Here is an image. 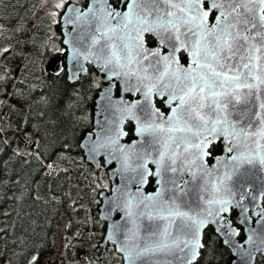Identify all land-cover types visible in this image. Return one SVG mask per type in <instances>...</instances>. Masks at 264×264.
<instances>
[{"label":"water","instance_id":"obj_1","mask_svg":"<svg viewBox=\"0 0 264 264\" xmlns=\"http://www.w3.org/2000/svg\"><path fill=\"white\" fill-rule=\"evenodd\" d=\"M108 2L113 4L111 0ZM170 2L182 7L185 0ZM122 3L123 0L121 6L117 7L121 12L126 10ZM100 6L94 0H87L86 7L69 2L59 21L67 52L70 82H77L92 65L105 84L96 99L94 128L85 134L80 144L85 161L95 169L104 165L111 181L110 190L104 189L98 194L101 201L99 218L106 223V229L96 248V258L102 259L108 246L113 245L122 256L123 264H188L192 257L184 241L191 239L192 220H205L200 229L201 243L205 231L212 228L232 250L234 260L231 264H256L257 254H264V195L261 194L259 180L264 177V172L252 169V179L240 188L238 176L232 174L228 180L224 172L229 171L231 174L229 157L245 151L243 143L233 140L236 148L233 153H229L227 147L231 138L218 135L213 145L221 142L222 152L205 156L201 162L196 158V149L185 142L192 139L191 133L161 130L169 127L168 117L173 113L170 109L167 113L162 111L156 100L162 96L169 99L171 95H181L180 89L184 85L183 80L177 82L173 78L177 65L171 59L165 61L163 57H175L179 59L181 67H189L190 52L196 37L191 33L185 34V28L181 26L180 40L176 41L174 31L157 28V34H144V46L160 55H149L144 59L142 50L138 49L133 62L128 65L125 53L121 51L122 43L135 44V41L101 38L97 32L100 25L95 18L99 13L94 14V9ZM142 7L145 12L151 13L147 18L154 26L157 17H160V23L172 19L165 16L168 11L183 15L178 8H171L160 0L155 4L145 0ZM111 23L115 25L116 21ZM168 27L171 28V25ZM147 36L155 38L158 44L150 45ZM181 42L187 47H181ZM112 44L116 45L122 57L123 68L114 64L105 67L111 57ZM174 44L179 51H173ZM181 54L188 58V64L181 62ZM166 64L171 67L166 68ZM113 72H119L120 75L114 76ZM165 72L167 75H164ZM149 88L152 91L146 97ZM178 103V100L173 101L171 107L175 108ZM156 109H160L163 115L155 114ZM205 112L208 110L205 109ZM232 112L230 119L235 120V110ZM208 114L212 115L210 112ZM128 123L134 126L135 137L132 140H127ZM141 128L144 129L142 133ZM186 147L188 151H185ZM161 152L166 153V157L163 167L159 169L160 177L152 175L142 179L141 165L147 162V168L155 173L159 166L152 161L158 160ZM173 152L176 154L175 173L168 170L171 161L167 157ZM151 178L154 179V189L148 190ZM173 181L183 191L178 190ZM148 196L153 199H145ZM225 199L231 203L223 212L217 211L220 207L218 203H210ZM169 206L173 209L178 206V210L187 213V216L160 219L161 214L167 215ZM209 209L211 216L208 215ZM233 210L238 212V223L244 228L243 240L239 239V228L230 219ZM161 244H167L168 247L161 249L158 247ZM198 251L199 255L192 259V264H196L200 257L201 248Z\"/></svg>","mask_w":264,"mask_h":264},{"label":"snow or ice","instance_id":"obj_2","mask_svg":"<svg viewBox=\"0 0 264 264\" xmlns=\"http://www.w3.org/2000/svg\"><path fill=\"white\" fill-rule=\"evenodd\" d=\"M95 2L101 5L94 9V14L99 13L95 18L100 25L97 32L101 38L135 41V44L122 43L121 51L125 53L128 65L133 62L138 49L142 50L144 59L149 55H160L159 52L144 46V34H157V28L174 31L176 41L180 40L181 26L185 28V34L191 33L196 37L190 52L189 67H181L179 59L175 57H163L165 61L171 59L177 65L173 78L177 82L183 80L184 85L180 89L181 95H171L169 99L161 97V107L167 106L173 113L168 117L169 127L161 130L191 133L192 139L185 142L196 149V158L201 162L205 156H213L211 149L218 135L231 138L227 147L229 153H233L236 148L233 140L243 143L245 151L229 157L231 174L229 171L224 172V177L228 180L232 178V174H236L240 188L252 179V169L264 172V0H185L182 7L171 3L170 0H160L171 8H178L183 15L168 11L165 16L172 19L160 23V17H157L155 26L150 24L147 18L151 13L145 12L142 7L145 0H130V3L129 0H123L122 6L126 9L123 12L118 10L116 4H109L108 0H94ZM149 2L155 4L157 0ZM116 3H121V0H116ZM111 21H116L115 25ZM181 47L187 46L181 42ZM110 48L111 57L105 67L107 64H114L123 68L125 65L121 63L122 57L117 52L116 45L112 44ZM173 51H179L175 44ZM168 67L171 65L166 64V68ZM113 75L119 76L120 73L113 72ZM164 75H167V72ZM151 91L152 88H149L145 96ZM176 100L179 103L172 108L171 105ZM205 109L212 115L205 112ZM232 110H235V120L230 119ZM155 114L163 115V112L156 109ZM143 131L141 128L140 132ZM185 151H188L187 147ZM175 155L173 152L167 157L171 161L168 170L173 173L177 172L174 166ZM165 157L166 153L161 152L159 159L152 161L159 166L155 173L147 168V162L142 164L141 178L152 175L160 177L159 169L163 167ZM192 163L195 164V161ZM259 180L261 194L264 195V177ZM173 184L183 191L175 181ZM145 199L152 200L153 197L148 196ZM210 203H218L220 207L217 211L223 212L231 201L225 199ZM208 215H212L210 209ZM176 216L183 218L187 213L180 212L178 206L175 209L169 206L167 215L161 214L159 218ZM192 224L191 239L184 241V244L194 259L199 255L198 250L204 247L200 229L205 220H192ZM164 232L167 233L166 228ZM158 247L163 249L168 245L161 244ZM192 259H189L188 264H192Z\"/></svg>","mask_w":264,"mask_h":264},{"label":"trees","instance_id":"obj_3","mask_svg":"<svg viewBox=\"0 0 264 264\" xmlns=\"http://www.w3.org/2000/svg\"><path fill=\"white\" fill-rule=\"evenodd\" d=\"M3 1L0 0V18ZM71 1L87 4V0ZM111 2L116 6L121 4L116 0ZM54 25L56 37L65 48L62 25L60 22ZM149 37L148 43L154 45L155 39ZM65 52L66 49L60 56H66ZM103 86L104 82L93 66L77 82L71 83L66 61L60 71L42 70L40 76L38 71L34 74L20 71L17 77L0 60V94L27 110L21 117L22 124L20 121L11 125L0 122V223L9 259L7 264H41V256L51 250L54 232L65 218L70 220L71 235L81 233L83 240L88 239L83 255L88 264H116L114 257L122 264V257L112 245L101 260L95 256L106 227L99 218V199L96 197L94 203H84L72 202L66 197L71 182L68 166L85 161L80 144L85 134L94 128L96 99ZM126 129L130 140L132 124L128 123ZM22 131L37 137V144L27 154L18 146ZM221 150V143L211 149L213 154ZM47 163L53 165L50 173H47ZM86 165L85 174L93 181L96 194L102 189L109 190L111 183L107 170ZM43 182L50 188L49 197L38 194ZM153 183L151 178L148 190L154 189ZM230 219L237 224L236 211L231 212ZM221 242L215 231L208 228L197 264H227L219 262L215 255L220 252ZM33 255L37 258L32 259ZM107 259L111 261L107 262Z\"/></svg>","mask_w":264,"mask_h":264},{"label":"rangeland","instance_id":"obj_4","mask_svg":"<svg viewBox=\"0 0 264 264\" xmlns=\"http://www.w3.org/2000/svg\"><path fill=\"white\" fill-rule=\"evenodd\" d=\"M70 0H4L0 18V60L19 76L36 73L39 76L42 70H49V61L56 52L65 48L56 37L55 23L60 21L61 14ZM62 5V7H58ZM22 78V76H21ZM26 108L20 107L0 94V122L12 124L21 122V117L26 113ZM23 122V121H22ZM21 122V124H22ZM7 137V136H6ZM37 144V137L25 131L20 133L18 146L24 153L32 151ZM86 162L79 165H69L71 182L66 197L72 202L83 201L94 203L98 193L93 181L85 174ZM104 171L106 168L102 166ZM94 168V167H93ZM95 169V168H94ZM42 197L50 196V188L42 183L38 189ZM70 220L61 221L55 232L53 246L47 252L44 264H88L83 257V250L88 246V239L83 240L82 234L69 233ZM114 256V253L109 250ZM54 256L59 258V263L54 261ZM36 255L32 256L35 259ZM3 242L2 225L0 223V264L8 263ZM116 264L120 259L114 257ZM111 259H107L110 262ZM42 264V263H41Z\"/></svg>","mask_w":264,"mask_h":264},{"label":"flooded vegetation","instance_id":"obj_5","mask_svg":"<svg viewBox=\"0 0 264 264\" xmlns=\"http://www.w3.org/2000/svg\"><path fill=\"white\" fill-rule=\"evenodd\" d=\"M87 5V4H86ZM86 5H83V7H86ZM121 5H119V6H117V7H120ZM123 9H124V7H123ZM155 41H156V43L154 44V45H152V46H155V45H157L158 44V42H157V40L155 39ZM66 53V52H65ZM60 54L61 53H59V52H56L52 57H51V59H50V61H49V69L52 67L53 68V70L54 69H56L57 71H60V70H62V68H63V64L65 63V61H66V56L65 55H63V56H60ZM65 56V57H64ZM63 58H65V61H64V59ZM187 57L184 55V54H181L180 55V60H181V62L183 63V64H188V58L186 59ZM91 66V65H90ZM90 66H89V68H90ZM66 68H67V62H66ZM67 72H68V70H67ZM164 99V98H163ZM157 103L160 105L159 107L161 108V110L162 111H164L165 113H167L168 112V108L165 106V107H161V104H162V99H158L157 100ZM133 125V124H132ZM133 137L130 139V140H132L134 137H135V135H134V127H133ZM219 143H221V142H219ZM218 144V143H217ZM217 144H214L213 146H215V145H217ZM221 145H222V143H221ZM222 148H223V145H222ZM221 152H222V150H221ZM220 152V153H221ZM220 153H218V154H220ZM215 155H217V154H213V156H215ZM264 202V201H263ZM237 212V211H236ZM237 215H238V212H237ZM238 220H239V217H238ZM234 223V222H233ZM238 228H239V230H240V233H239V239L240 240H243L244 238H245V232H244V228L241 226V225H239V223H238V221H237V224L236 223H234ZM106 228V227H105ZM220 252H217V253H215V255H217L216 256V258H217V260L220 262V261H223V262H225V263H227V264H231L232 263V261L234 260V254H233V252H232V250L227 246V245H225L223 242H221V244H220ZM218 247V248H219ZM217 248V249H218ZM217 249H215V252L217 251ZM45 257H46V254H44V255H42L41 256V263L42 264H44V260H45ZM36 258H37V256H36ZM35 258V259H36ZM54 261L55 262H60L59 261V258H57L56 256H54ZM197 263H198V261H197ZM196 263V264H197ZM256 264H264V254H262V253H258L257 254V258H256Z\"/></svg>","mask_w":264,"mask_h":264}]
</instances>
